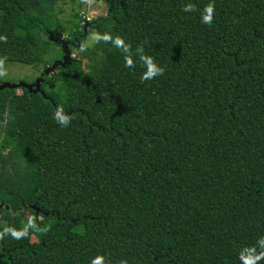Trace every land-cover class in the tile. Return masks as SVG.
<instances>
[{"label":"trees","instance_id":"trees-1","mask_svg":"<svg viewBox=\"0 0 264 264\" xmlns=\"http://www.w3.org/2000/svg\"><path fill=\"white\" fill-rule=\"evenodd\" d=\"M63 1L0 0V66L84 51L0 90V264H264V0Z\"/></svg>","mask_w":264,"mask_h":264},{"label":"rangeland","instance_id":"rangeland-1","mask_svg":"<svg viewBox=\"0 0 264 264\" xmlns=\"http://www.w3.org/2000/svg\"><path fill=\"white\" fill-rule=\"evenodd\" d=\"M62 11H59L58 15L64 20L66 25L71 24L72 19L79 20L80 18L85 19L87 22L101 15H105L108 12V6L105 2L98 0H67L60 3ZM84 20V21H85ZM83 24V22H82ZM67 35L62 36L64 41ZM97 34L91 33L90 37L86 40V47H91L96 39ZM84 51L81 47H77L72 51L71 56L82 57ZM64 56L62 46H52L50 53L47 55L52 65L45 67L44 65L35 67L33 65H24L18 63H8L0 66V82L19 83L27 82L33 83L39 80L42 76L45 78L49 74H44L48 67H52L57 62L61 61ZM84 69L89 72H94L96 66L90 61L83 60ZM52 72V71H51ZM46 75V76H45ZM22 92V89H18ZM25 218H32V211L25 212ZM4 221L2 222V224ZM32 240L36 241V237L32 236Z\"/></svg>","mask_w":264,"mask_h":264},{"label":"water","instance_id":"water-1","mask_svg":"<svg viewBox=\"0 0 264 264\" xmlns=\"http://www.w3.org/2000/svg\"><path fill=\"white\" fill-rule=\"evenodd\" d=\"M62 46H63V52H64V56H63V60L57 62L56 64H54L52 67H48L44 74H49L51 73V71H54L55 68L57 67L58 64H65V63H69L70 59H71V51L69 49V43L67 41H62ZM44 77L42 76L41 78H39V80H37L36 82L33 83H26V82H19V83H10V82H1L0 83V90L6 87H10V88H20L21 85L26 86L27 88H29L31 91H37V89H33L34 86H36V88H39L41 83L43 82Z\"/></svg>","mask_w":264,"mask_h":264},{"label":"clouds","instance_id":"clouds-1","mask_svg":"<svg viewBox=\"0 0 264 264\" xmlns=\"http://www.w3.org/2000/svg\"><path fill=\"white\" fill-rule=\"evenodd\" d=\"M211 11L212 10H211V7L210 6L205 9V15L202 17V20H203L204 23H210L211 22V20H212ZM61 122L62 123H67V119L65 118ZM100 260H101L100 257L93 258L91 264H100ZM121 264H126V262L121 261Z\"/></svg>","mask_w":264,"mask_h":264},{"label":"flooded vegetation","instance_id":"flooded-vegetation-1","mask_svg":"<svg viewBox=\"0 0 264 264\" xmlns=\"http://www.w3.org/2000/svg\"><path fill=\"white\" fill-rule=\"evenodd\" d=\"M1 207L8 208V206L7 205H4V204H1Z\"/></svg>","mask_w":264,"mask_h":264}]
</instances>
